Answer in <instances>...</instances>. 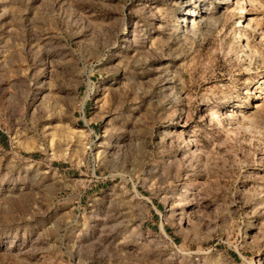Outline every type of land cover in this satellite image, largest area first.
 Instances as JSON below:
<instances>
[{"label": "rangeland", "instance_id": "obj_1", "mask_svg": "<svg viewBox=\"0 0 264 264\" xmlns=\"http://www.w3.org/2000/svg\"><path fill=\"white\" fill-rule=\"evenodd\" d=\"M0 264H264V0H0Z\"/></svg>", "mask_w": 264, "mask_h": 264}]
</instances>
